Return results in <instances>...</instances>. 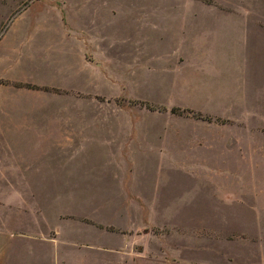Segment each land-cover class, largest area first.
<instances>
[{
  "label": "rangeland",
  "instance_id": "374dc122",
  "mask_svg": "<svg viewBox=\"0 0 264 264\" xmlns=\"http://www.w3.org/2000/svg\"><path fill=\"white\" fill-rule=\"evenodd\" d=\"M231 1L0 0V180L10 185L0 191H30L62 240L186 245L197 259V204L183 202L197 166H157L134 145L197 120V25ZM248 47L241 81L264 106V44ZM250 126V142L264 141V123ZM249 168L264 178V166ZM162 181L185 190L157 204L167 218L132 202Z\"/></svg>",
  "mask_w": 264,
  "mask_h": 264
},
{
  "label": "crops",
  "instance_id": "0c3cea01",
  "mask_svg": "<svg viewBox=\"0 0 264 264\" xmlns=\"http://www.w3.org/2000/svg\"><path fill=\"white\" fill-rule=\"evenodd\" d=\"M209 7L225 13H212L213 25H197V120L187 119L183 131L145 136L142 146L134 145L145 148L147 156L155 154L157 166H197L187 175L193 192L183 199L197 204V259L188 257L193 249L186 245L154 253L132 241L107 246L62 240L56 228L43 226L37 206L25 201L30 191L3 189L0 264H264V178L249 168L264 166V141L255 136L250 142V124L264 123V106L256 93L250 95L249 84L243 86L238 64L248 44H258L259 50L264 44V0ZM232 48L239 57L229 55ZM0 182L10 186L8 180ZM183 188L162 181L132 202L155 204L158 210L157 204L168 203L169 190ZM168 210L165 205L158 211L167 218Z\"/></svg>",
  "mask_w": 264,
  "mask_h": 264
}]
</instances>
